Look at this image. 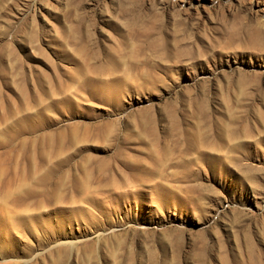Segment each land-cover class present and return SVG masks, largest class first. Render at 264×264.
<instances>
[{"label":"rangeland","instance_id":"1","mask_svg":"<svg viewBox=\"0 0 264 264\" xmlns=\"http://www.w3.org/2000/svg\"><path fill=\"white\" fill-rule=\"evenodd\" d=\"M0 264H264V0H0Z\"/></svg>","mask_w":264,"mask_h":264}]
</instances>
